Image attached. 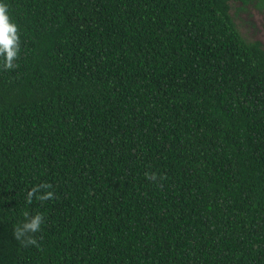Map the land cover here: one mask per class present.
Here are the masks:
<instances>
[{
	"label": "trees",
	"instance_id": "16d2710c",
	"mask_svg": "<svg viewBox=\"0 0 264 264\" xmlns=\"http://www.w3.org/2000/svg\"><path fill=\"white\" fill-rule=\"evenodd\" d=\"M5 2L0 264H264V0Z\"/></svg>",
	"mask_w": 264,
	"mask_h": 264
},
{
	"label": "clouds",
	"instance_id": "9594fccd",
	"mask_svg": "<svg viewBox=\"0 0 264 264\" xmlns=\"http://www.w3.org/2000/svg\"><path fill=\"white\" fill-rule=\"evenodd\" d=\"M20 34L19 26L15 23L10 14L9 8L5 0H0V66L5 70H12L17 65V61L20 54ZM152 180H156L157 176L153 173L150 177ZM48 187V186H42ZM34 193L30 191L28 193V200L31 201ZM53 193L47 192L40 195L38 198L41 200H47L52 198ZM43 222V217L40 214H36L30 217L22 226L16 229L15 235L17 239H21L25 233H35L40 230ZM28 244H36L35 239L29 238Z\"/></svg>",
	"mask_w": 264,
	"mask_h": 264
},
{
	"label": "rangeland",
	"instance_id": "374dc122",
	"mask_svg": "<svg viewBox=\"0 0 264 264\" xmlns=\"http://www.w3.org/2000/svg\"><path fill=\"white\" fill-rule=\"evenodd\" d=\"M234 18L248 41H261L264 44V18L260 14L251 10L250 13L241 12Z\"/></svg>",
	"mask_w": 264,
	"mask_h": 264
}]
</instances>
